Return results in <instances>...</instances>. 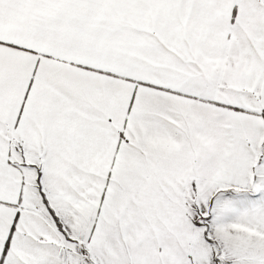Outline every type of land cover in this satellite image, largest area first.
<instances>
[{"label":"snow or ice","instance_id":"obj_1","mask_svg":"<svg viewBox=\"0 0 264 264\" xmlns=\"http://www.w3.org/2000/svg\"><path fill=\"white\" fill-rule=\"evenodd\" d=\"M0 264H264V0H0Z\"/></svg>","mask_w":264,"mask_h":264}]
</instances>
